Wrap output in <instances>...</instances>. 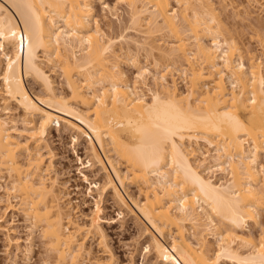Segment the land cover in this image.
<instances>
[{"label":"bare ground","instance_id":"bare-ground-1","mask_svg":"<svg viewBox=\"0 0 264 264\" xmlns=\"http://www.w3.org/2000/svg\"><path fill=\"white\" fill-rule=\"evenodd\" d=\"M92 1L0 0V175L45 245L44 264H81L84 249L42 165L55 119L88 137L105 190L145 221L161 262L264 264V61L244 59L211 0H117L130 25L168 39L133 41L153 60L155 73L146 66L137 74L154 83L146 98L120 69L117 40L98 27ZM42 59L60 72L68 97L54 93ZM29 77L45 97L30 94ZM8 102L30 118L21 131L2 115ZM217 175L226 179L215 182ZM129 184L140 200L124 193ZM249 223L259 230L256 241L245 233ZM208 238L217 242L213 253Z\"/></svg>","mask_w":264,"mask_h":264},{"label":"rangeland","instance_id":"rangeland-1","mask_svg":"<svg viewBox=\"0 0 264 264\" xmlns=\"http://www.w3.org/2000/svg\"><path fill=\"white\" fill-rule=\"evenodd\" d=\"M211 1L220 14L222 25L227 31L226 36L238 43L244 59L258 56L264 61V56H261L264 48V0ZM117 2L93 0V18L107 37L117 40L114 47L120 54L119 66L131 85L149 98L148 90L154 89L151 76L145 74V81H140L137 74L141 67L146 66L150 73H155V69H152L154 67H151L153 60L151 56L146 57L144 50L136 48L133 41L144 43L149 42V39L152 41L153 38L157 39L156 44H162L167 43L168 39L165 35L164 38L158 35H144L143 29L130 25L127 8ZM91 24L93 25L92 22ZM121 37H124L125 41H118ZM39 55L43 57L41 53ZM46 64L42 59L41 65L53 82L54 93L68 97L69 90L60 72ZM163 66L164 62H161L159 71ZM181 80L176 78L177 89L179 92H185V82ZM167 81L171 84L170 77ZM24 84L32 96L45 97L43 86L35 78H27ZM1 99L0 96V102ZM40 105L48 109L45 105ZM73 105L78 110L82 109L81 105ZM6 107L9 110L2 112L3 117L8 119L9 123L14 121L17 130H23L24 118H30L25 116L14 102H8ZM37 120L38 117H34V121ZM17 139L23 141L24 136ZM40 155L43 167L47 166L45 178L55 181L71 221L81 228L79 238L84 248L79 257L81 264H164L156 257L150 245V235L145 232V221L121 207L113 199L111 191L105 190L104 174L92 159L88 137L78 135L74 130H70L65 122L55 119L54 125L44 137ZM259 161L264 165L263 154L260 155ZM118 163L120 170L124 171V165L120 161ZM204 173L206 175L207 170ZM213 177L215 182L226 179L220 175ZM8 186L6 176L0 175V264H44V261L49 260L45 245L38 231L32 228L24 216L17 198L8 192ZM124 193L134 199H141L134 184L127 185ZM221 229L229 230L226 224H222ZM245 233L253 235L255 241L258 239L259 230L252 223H249ZM208 241L213 253L217 242L213 238H208ZM220 264L230 263L222 261Z\"/></svg>","mask_w":264,"mask_h":264}]
</instances>
